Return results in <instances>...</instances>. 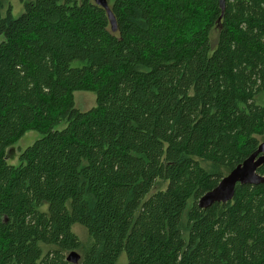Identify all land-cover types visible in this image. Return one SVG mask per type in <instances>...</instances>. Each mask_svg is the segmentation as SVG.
I'll use <instances>...</instances> for the list:
<instances>
[{"label":"trees","instance_id":"16d2710c","mask_svg":"<svg viewBox=\"0 0 264 264\" xmlns=\"http://www.w3.org/2000/svg\"><path fill=\"white\" fill-rule=\"evenodd\" d=\"M109 7L0 0V264H264V183L198 207L264 141V0Z\"/></svg>","mask_w":264,"mask_h":264},{"label":"water","instance_id":"95a60500","mask_svg":"<svg viewBox=\"0 0 264 264\" xmlns=\"http://www.w3.org/2000/svg\"><path fill=\"white\" fill-rule=\"evenodd\" d=\"M96 6L103 8L107 14L112 32H116V21L109 7L108 0H93ZM222 15L225 0H218ZM221 15V16H222ZM264 164V141L241 164L224 176L215 188L206 192L199 200L198 207L207 209L215 203H227L233 199L237 185H259L264 183V176L257 173V169ZM80 255L76 251L67 254L65 260L71 264H77Z\"/></svg>","mask_w":264,"mask_h":264},{"label":"rangeland","instance_id":"374dc122","mask_svg":"<svg viewBox=\"0 0 264 264\" xmlns=\"http://www.w3.org/2000/svg\"><path fill=\"white\" fill-rule=\"evenodd\" d=\"M2 1L5 5V9L2 11V14H4L8 6H10L13 17H18L24 11V3L32 0H2ZM110 2L111 0H109V3ZM74 99H75V106L80 111H87L95 106V95L91 92H75ZM63 127H64V123H62L58 127V129H62ZM40 137L41 135L37 132L34 131L27 132L23 138H21L12 148H10L7 151L6 157L8 163L15 164L16 160L18 162L17 156L19 152L31 146ZM72 231L82 243L87 244L90 241V238L84 227L80 225H74L72 227ZM76 252L80 254L78 250H76ZM67 254L68 253L65 254V257L67 256ZM122 257H124V255ZM122 262L123 260H120V263Z\"/></svg>","mask_w":264,"mask_h":264},{"label":"bare ground","instance_id":"6f19581e","mask_svg":"<svg viewBox=\"0 0 264 264\" xmlns=\"http://www.w3.org/2000/svg\"><path fill=\"white\" fill-rule=\"evenodd\" d=\"M222 13V12H221ZM222 17V16H221Z\"/></svg>","mask_w":264,"mask_h":264}]
</instances>
